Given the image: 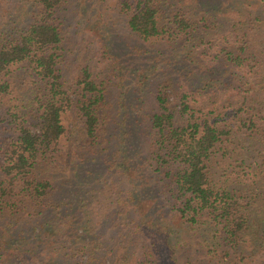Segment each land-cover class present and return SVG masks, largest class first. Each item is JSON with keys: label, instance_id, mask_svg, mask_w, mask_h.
Instances as JSON below:
<instances>
[{"label": "trees", "instance_id": "1", "mask_svg": "<svg viewBox=\"0 0 264 264\" xmlns=\"http://www.w3.org/2000/svg\"><path fill=\"white\" fill-rule=\"evenodd\" d=\"M20 1L26 23L0 15V264H174L194 241L202 264L257 260L264 0H116L149 63L104 35L73 70V0Z\"/></svg>", "mask_w": 264, "mask_h": 264}, {"label": "rangeland", "instance_id": "2", "mask_svg": "<svg viewBox=\"0 0 264 264\" xmlns=\"http://www.w3.org/2000/svg\"><path fill=\"white\" fill-rule=\"evenodd\" d=\"M72 3L73 4L69 5L63 13L64 18H66L65 22L68 24L67 38L70 51L68 61L69 66H72V70L81 61L80 59L78 60V63H75V59L81 55V51L79 50L83 49L84 45H86L85 48H88L90 50L89 53L91 54V51H94L98 47L99 42H102V37H104V35H111L114 40V49L119 53L118 56L123 68H131L134 65L146 67L145 65L149 63L148 61H138L134 58L135 56H130V54L135 52L133 48L135 42L131 41V37L125 27L124 21L120 17L121 14L115 10L116 0H73ZM0 15L9 17L11 22L24 21L25 23L27 20H23L24 16H29L27 8L20 0H0ZM147 72H151V69ZM120 84V87L123 89V87L127 85V81H124V83L120 81ZM147 97L148 96L145 98V106H148L150 103ZM107 215L109 217H107ZM116 215L114 209L110 213L104 212L102 214L101 220L103 226H101V230L99 231L101 234H104V236L109 235V229H111V224ZM194 242L188 249L185 248L181 253L178 252L174 254L175 256H178L177 261L174 264H196L197 261H202L201 264L203 263L204 251L197 246H194ZM30 259L31 258L23 255L18 258L17 262L18 264H37L34 260ZM85 259L86 258H83V263L85 262ZM239 264H264V252L261 253V256L258 257L257 260H246V262H240Z\"/></svg>", "mask_w": 264, "mask_h": 264}]
</instances>
